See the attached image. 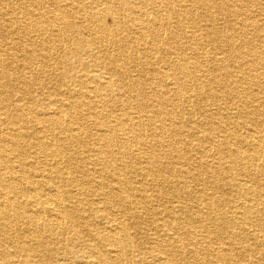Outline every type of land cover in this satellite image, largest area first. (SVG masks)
<instances>
[{
  "label": "bare ground",
  "instance_id": "obj_1",
  "mask_svg": "<svg viewBox=\"0 0 264 264\" xmlns=\"http://www.w3.org/2000/svg\"><path fill=\"white\" fill-rule=\"evenodd\" d=\"M85 1L0 0V264H264V15Z\"/></svg>",
  "mask_w": 264,
  "mask_h": 264
},
{
  "label": "rangeland",
  "instance_id": "obj_2",
  "mask_svg": "<svg viewBox=\"0 0 264 264\" xmlns=\"http://www.w3.org/2000/svg\"><path fill=\"white\" fill-rule=\"evenodd\" d=\"M215 1V3H218V4H220V3H223V2H225L226 4H229L231 7H234L233 8V11H235L236 10V7H238V8H242V7H244V9H246V10H248L250 13H253V14H255V16L256 17H258L261 13H262V15H264V12H262L263 10H264V0H214ZM88 2H89V0H86L85 2H83V4H88ZM180 4H183L184 6L183 7H185V8H187V7H189V8H193V7H198L197 5H194V0H180ZM117 3L116 2H114V6H116L117 7ZM47 7V6H46ZM48 8H52V6L50 7V6H48ZM148 8H149V6H148ZM237 8V9H238ZM184 9V8H183ZM235 9V10H234ZM185 10V9H184ZM203 11V10H202ZM217 11V10H216ZM215 11V12H216ZM261 19L262 20H264V16H263V18H262V16H261ZM222 22H224V21H222ZM57 26V25H56ZM242 29H244V31L246 30L244 27H242ZM248 30V32H250V33H254L252 30H250V29H247ZM128 36H130L129 37V39L131 40H135L133 37L135 36L134 34H132V32H130L129 34H128ZM80 37V36H79ZM249 37L250 38H252L253 39V41H254V44H255V46H261V43H260V41L259 40H257V38L255 37V33L253 34V37H251L250 35H249ZM67 38V40H68V42H71L70 41V38H68V37H66ZM65 44V43H64ZM170 44V43H169ZM262 47V46H261ZM204 48H206L205 49V51L208 53V52H212V51H210V48H208L207 46H205ZM199 51H201V50H199ZM185 54L186 55H188V56H190V55H194V53H193V51H191V50H186L185 51ZM157 66V67H156ZM155 67H156V69H159V70H161V71H165L166 70V65H164V63L162 64V63H157L156 65H155ZM14 72V71H13ZM137 73V72H136ZM239 77H241V74H236V75H234L232 78H234L235 79V81H238V80H240L241 78H239ZM43 84L44 85H46L47 87H50V86H52L53 87V85L52 84H55L54 82H52V81H49V80H46V79H44V81H43ZM50 85V86H49ZM78 89V88H77ZM32 91H33V95H34V97L36 98V99H42V98H44V97H46L49 93H48V91H47V89H45L43 86H41V85H35V86H33L32 87ZM62 94H63V88H61L60 90H59V92H56L55 94H54V96L55 97H60V96H62ZM261 97L262 98H260L258 101L260 102V105H261V107H260V110L262 111V112H264V102H262V100H263V95H261ZM34 105H36V104H38L37 102L36 103H33ZM207 110H209L210 111V113L211 112H216V108L215 107H213V106H211V107H208V108H206ZM195 120H198V121H200L201 120V118H199L198 116L195 118ZM90 123V122H89ZM89 127H90V124H89ZM88 127V128H89ZM90 129V131H91V127L89 128ZM246 133H250V134H252L251 133V131H249V132H246ZM227 161H230V162H232V157L231 156H228V160ZM149 195H150V197H151V199L154 201V193H152V192H150L149 193ZM216 196H217V194H216ZM92 198H90V200H91ZM155 206H156V204H157V202H154L153 203ZM171 204V206H173L174 208H178V207H180V203L179 202H177V201H175V200H169V202H168V205H170ZM80 210H81V208H80ZM70 237H72V236H70Z\"/></svg>",
  "mask_w": 264,
  "mask_h": 264
}]
</instances>
